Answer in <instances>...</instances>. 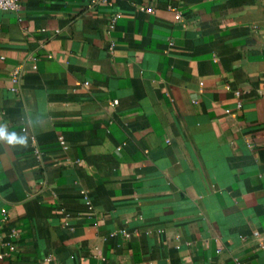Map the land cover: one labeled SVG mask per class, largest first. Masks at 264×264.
Wrapping results in <instances>:
<instances>
[{
	"label": "crops",
	"instance_id": "crops-1",
	"mask_svg": "<svg viewBox=\"0 0 264 264\" xmlns=\"http://www.w3.org/2000/svg\"><path fill=\"white\" fill-rule=\"evenodd\" d=\"M91 1L0 11V264H264V0Z\"/></svg>",
	"mask_w": 264,
	"mask_h": 264
},
{
	"label": "built area",
	"instance_id": "built-area-1",
	"mask_svg": "<svg viewBox=\"0 0 264 264\" xmlns=\"http://www.w3.org/2000/svg\"><path fill=\"white\" fill-rule=\"evenodd\" d=\"M91 4H97L96 0H92ZM20 8V0H0V11H10V12H16ZM11 82L15 86L19 82V72L13 71L11 73ZM14 89V88H13ZM254 235H257V233H254Z\"/></svg>",
	"mask_w": 264,
	"mask_h": 264
},
{
	"label": "clouds",
	"instance_id": "clouds-1",
	"mask_svg": "<svg viewBox=\"0 0 264 264\" xmlns=\"http://www.w3.org/2000/svg\"><path fill=\"white\" fill-rule=\"evenodd\" d=\"M0 138L6 139L10 144L22 142V137H18L15 133H8L6 130L0 128Z\"/></svg>",
	"mask_w": 264,
	"mask_h": 264
}]
</instances>
